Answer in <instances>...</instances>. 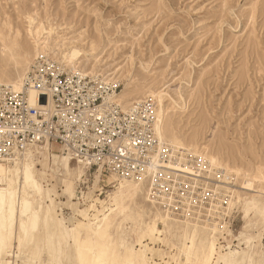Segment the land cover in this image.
<instances>
[{
    "label": "rangeland",
    "instance_id": "rangeland-1",
    "mask_svg": "<svg viewBox=\"0 0 264 264\" xmlns=\"http://www.w3.org/2000/svg\"><path fill=\"white\" fill-rule=\"evenodd\" d=\"M26 10L65 28L57 32L68 34V38L74 35L72 39L77 40L83 35L85 42L94 39L98 44L104 38L110 50L97 67L105 74L100 76L103 79L117 67L127 70L133 60L140 86L169 84L173 98L192 95L189 107L182 109L184 114L174 118L181 133L188 139L193 134L204 152L224 159L228 168L239 166L242 170L239 176L224 175L220 169L212 171L206 162L198 164L200 157L191 158L198 161L192 173L195 187L202 184V189L193 196L197 207H191L188 219L198 220L200 226L206 220L210 225L217 223L221 229L214 237L209 230L199 228L194 233V228L179 222L165 226L159 218L164 211L160 204L158 216L140 202L136 208L125 207L109 216L106 224L110 229L102 239L112 236L123 254L134 249L141 257L140 264H203L213 242L217 247L214 264L217 260L224 264L232 251L243 264H264V180L250 177L258 168L264 169V0H0L1 13L14 20ZM19 26L24 29L23 24ZM22 37L27 52L30 44L23 32ZM17 61H0V83L18 82L34 63L22 75L27 62L22 57ZM141 63H149L148 70H155L153 78L140 68ZM84 69L90 70V64ZM121 84L122 91L123 81ZM50 152L38 169L43 172V201L53 204L52 216L41 220L32 244L19 247L18 232L12 237L7 246L10 255H3L8 264H56L55 258L50 262L48 250V245H58L56 223L66 231H78L68 235L70 248L63 261L78 264L72 236H84L83 224H93L98 210L110 208L115 186L105 180L108 175L95 169L84 170L78 177L76 162L61 147L52 144ZM66 162L72 164L71 172L65 169ZM204 169L208 173L202 177ZM207 177L211 179L209 187ZM251 201L256 205L245 216L244 208ZM178 211L170 218L183 220L185 211ZM157 229L160 232L152 234ZM135 232L143 234L141 244H136Z\"/></svg>",
    "mask_w": 264,
    "mask_h": 264
},
{
    "label": "bare ground",
    "instance_id": "bare-ground-1",
    "mask_svg": "<svg viewBox=\"0 0 264 264\" xmlns=\"http://www.w3.org/2000/svg\"><path fill=\"white\" fill-rule=\"evenodd\" d=\"M1 12L2 11H0V61L5 63L14 61L18 63L17 58L22 57L27 62V67L23 70L22 75L26 73L27 69L30 67L29 65L41 55L56 59L58 58L61 64L66 68L75 71H82L87 75H105L101 73L103 72L102 70L97 69V67L102 66L100 63L103 62L106 53L110 50L107 49L109 48V45H105L106 41L104 38H101L100 44L94 39L85 42L86 40H83V35L77 40H74L72 39L75 37L74 35L68 38V34L57 32V30H64L65 28H60V26L57 25L60 28L58 29V27H55L51 19L46 17L39 18L36 16V13H31L29 10L16 15V20L12 19L8 14ZM19 24L24 25L23 30L20 29ZM22 32L30 44V50L27 52L24 51ZM87 64H90V70L84 69ZM133 64V60L129 61L126 65L127 70L117 67L111 72V74H107L108 78L104 80L107 81L111 78L109 82L116 81L120 84L121 81H123L124 88L117 93L116 98L124 107L130 106L134 101H142L146 98L151 99L155 103V133L156 137L159 139V151L164 152L167 159L165 161H159L161 166L164 167L163 173H180L183 180H194L195 176L191 177V173H193L194 170L191 168L193 165L190 164V160L196 164V160L191 158L200 157L203 160L202 162H206L207 166L212 168V171L213 169H220L221 174L225 173L224 175L233 174L239 176L240 172H242L239 166L228 168L224 159L211 153L204 152V149H201L198 143L195 142L194 135L192 134L190 139L186 138L178 128V124L175 123V116L179 117V115L184 114L185 111H182V109H186L187 106L189 107L188 102L193 99V96L189 95L185 98L182 95H178V98H173L169 94V84L168 86L167 84H163L161 87L157 88L149 87V84L140 86L142 82L138 81L139 77L136 74V67H133ZM140 68L144 69L147 73H152L150 78L154 77L155 70H148L149 63H141ZM26 75H24L22 79H20V75L18 77V82L1 84H9L16 91H24ZM1 76L3 75L1 74ZM27 96L31 104L38 107L37 94L30 90L28 91ZM51 145L52 144L45 146L42 149H37L34 152H29L26 156L19 157L9 162L0 161V264L9 263L7 260L3 259V255L5 252L10 255L7 251V246L17 232L19 234V247L32 244V242L37 239L36 237L40 228L39 224L41 223V220L46 218L49 219V217L52 216L51 214L54 210L53 204L52 202L46 204V202L44 203L43 201L45 200V191L41 183V175L43 172L38 169V164L44 165L43 162H47L48 157L50 158ZM53 145L58 146L56 144ZM61 149L71 160L73 159L76 162L78 177L84 175L85 171L90 170V168L82 161L74 159L73 156L71 157L70 153L66 152L63 148ZM40 158H42L43 161H41ZM174 159L176 160V163L174 162ZM65 169L68 172H71L73 170L72 164L66 162ZM96 170L102 171V167H99ZM152 173L153 172L150 171L147 177L152 175ZM206 173H208V170ZM107 175L108 176L105 180L113 187L115 186L114 192L109 198L110 208L107 210H104V208L103 210H98L97 214L94 215L95 221L93 224H83V228L86 229L83 233L84 236H72L73 244L76 246L75 257L78 264H140L141 257L134 249L123 254L122 251H119L120 247L117 244H114V238L112 236H107L102 239L103 233L106 231L109 232L110 229V225L108 226L106 224L109 216L120 212L122 209H125V207L135 206L136 208L140 202L146 203L151 210L158 212V216L160 215V208L157 204H160L164 208V211L163 213L161 212L162 215L159 216V218L165 226H168L169 222H179L183 223L186 227L191 226L194 228V233L198 232L199 228L206 231L209 230L213 237L218 234V231L221 229V227L220 229L218 228L217 223H212V225H210V220H206V224L200 226L198 220L190 221L188 219L190 213H192L191 207H197L196 203L198 200L193 198V196H184V198L181 199V203L179 202L176 206V209L171 210V208L167 207L169 201L165 199H162V201H156L152 197V188L148 178L143 177L131 180L119 179L112 174ZM250 177L254 181L264 180V169L258 168V171ZM244 185L252 188V184L245 182ZM71 186L72 183L68 186L70 193L72 192ZM255 205L256 204L253 201L246 203L244 208L245 216L249 215L251 208L255 207ZM199 206L201 205H198V207ZM176 210L185 211L186 215L183 216V220L179 221L170 218V214ZM120 225L121 224L119 223L116 225L118 229H120ZM54 228L58 229L60 237L57 246L48 245L49 260L50 262H53V258H55L56 264H63V261L67 258V251L70 248L67 240L68 235L70 233L73 234L74 231H78L76 229L66 231L63 225L58 223L55 224ZM52 232H54V230H52ZM159 232L160 230L157 229L152 232V234L157 235ZM134 236L136 244H141L144 238L143 234L139 235L135 232ZM99 239L101 240L99 241ZM193 242V239H190V248L194 247L195 243ZM216 254L217 247L215 242H213L203 257L202 263L214 264L213 262ZM222 259H224V257ZM216 263L218 264L219 261L217 260ZM224 264H243V262H240L237 253L232 251Z\"/></svg>",
    "mask_w": 264,
    "mask_h": 264
},
{
    "label": "built area",
    "instance_id": "built-area-1",
    "mask_svg": "<svg viewBox=\"0 0 264 264\" xmlns=\"http://www.w3.org/2000/svg\"><path fill=\"white\" fill-rule=\"evenodd\" d=\"M30 90L38 96V107L28 99ZM120 90L116 81L39 56L25 77L24 91L0 83V161L56 144L91 171L102 167L104 175L119 179L148 178L152 197L169 201L167 207L175 210L184 196L201 193L202 184L195 187L193 179L183 180L180 173H163L159 161L167 159L155 133V103L143 99L124 107L116 98ZM201 176H207L205 169ZM206 179L209 187L211 179Z\"/></svg>",
    "mask_w": 264,
    "mask_h": 264
}]
</instances>
